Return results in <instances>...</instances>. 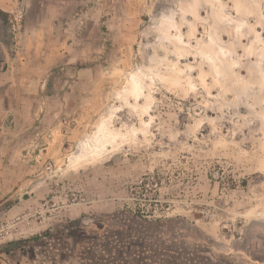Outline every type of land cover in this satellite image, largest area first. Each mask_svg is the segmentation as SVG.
Instances as JSON below:
<instances>
[{"label":"rangeland","instance_id":"rangeland-1","mask_svg":"<svg viewBox=\"0 0 264 264\" xmlns=\"http://www.w3.org/2000/svg\"><path fill=\"white\" fill-rule=\"evenodd\" d=\"M5 4L0 62L42 21L40 52L87 46L97 107L2 169L0 264H142V238L152 264H264V0Z\"/></svg>","mask_w":264,"mask_h":264},{"label":"crops","instance_id":"crops-1","mask_svg":"<svg viewBox=\"0 0 264 264\" xmlns=\"http://www.w3.org/2000/svg\"><path fill=\"white\" fill-rule=\"evenodd\" d=\"M3 6H6L5 0H0V7ZM40 22L26 29L21 36L17 34L16 54L11 60L0 62V204L8 191L7 176L2 169L19 166L25 149L31 150L40 144V137L48 142H51L48 139L51 134L56 137L55 141L72 139L78 126L97 107L92 90L96 83L91 78L93 72L77 65L85 56L87 46L61 45L48 54L41 50L44 55L40 56L39 50L48 47L49 39L42 31V25H38ZM22 44L25 53L20 52L24 49ZM19 56L25 59L18 61ZM52 57H55L54 61ZM58 63L63 65L54 76L60 75L63 79L57 81L49 93L51 81L47 72ZM72 121H79V124ZM1 180L4 186H1ZM137 243L136 254L141 256L139 263L152 264L158 260L151 255L161 247L156 240L147 242L142 238Z\"/></svg>","mask_w":264,"mask_h":264},{"label":"trees","instance_id":"trees-1","mask_svg":"<svg viewBox=\"0 0 264 264\" xmlns=\"http://www.w3.org/2000/svg\"><path fill=\"white\" fill-rule=\"evenodd\" d=\"M64 224L65 226L63 231H69L66 236L73 238V240H76L78 236L84 231L82 223L79 220H68L64 222ZM57 232H59V230L47 228L44 231L27 238L25 243L30 242L31 245L33 243H39L44 239L54 236Z\"/></svg>","mask_w":264,"mask_h":264},{"label":"built area","instance_id":"built-area-1","mask_svg":"<svg viewBox=\"0 0 264 264\" xmlns=\"http://www.w3.org/2000/svg\"><path fill=\"white\" fill-rule=\"evenodd\" d=\"M16 6H21V0H12Z\"/></svg>","mask_w":264,"mask_h":264}]
</instances>
